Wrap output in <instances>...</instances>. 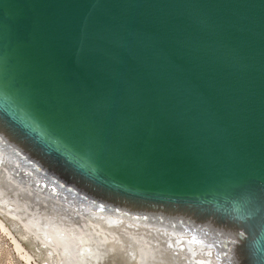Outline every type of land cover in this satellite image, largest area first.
<instances>
[{
	"label": "water",
	"instance_id": "95a60500",
	"mask_svg": "<svg viewBox=\"0 0 264 264\" xmlns=\"http://www.w3.org/2000/svg\"><path fill=\"white\" fill-rule=\"evenodd\" d=\"M0 141L264 264V0H0Z\"/></svg>",
	"mask_w": 264,
	"mask_h": 264
},
{
	"label": "bare ground",
	"instance_id": "6f19581e",
	"mask_svg": "<svg viewBox=\"0 0 264 264\" xmlns=\"http://www.w3.org/2000/svg\"><path fill=\"white\" fill-rule=\"evenodd\" d=\"M1 144L0 204L27 234L57 253L56 264H219L215 248L196 225L161 214L99 211L89 199L26 164L14 147Z\"/></svg>",
	"mask_w": 264,
	"mask_h": 264
},
{
	"label": "rangeland",
	"instance_id": "374dc122",
	"mask_svg": "<svg viewBox=\"0 0 264 264\" xmlns=\"http://www.w3.org/2000/svg\"><path fill=\"white\" fill-rule=\"evenodd\" d=\"M2 205L1 203L0 220L5 228L0 224V264H56L57 253L50 251V247L44 245L34 233L27 234L17 218L9 214ZM17 243L20 244L19 247ZM117 257V260L121 259L118 255Z\"/></svg>",
	"mask_w": 264,
	"mask_h": 264
}]
</instances>
